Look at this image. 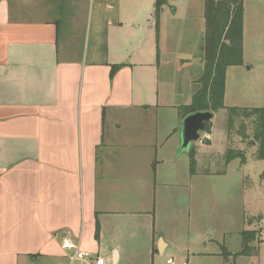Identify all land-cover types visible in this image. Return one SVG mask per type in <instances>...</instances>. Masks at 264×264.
Masks as SVG:
<instances>
[{
	"label": "crops",
	"instance_id": "1",
	"mask_svg": "<svg viewBox=\"0 0 264 264\" xmlns=\"http://www.w3.org/2000/svg\"><path fill=\"white\" fill-rule=\"evenodd\" d=\"M142 3L0 0V264L65 260V241L91 254L109 245L119 264L132 222L153 254L159 238L169 246L156 232L160 167L164 187L195 176L179 128L161 136L159 118L130 114L160 108L159 71L137 64L139 26L123 13Z\"/></svg>",
	"mask_w": 264,
	"mask_h": 264
},
{
	"label": "rangeland",
	"instance_id": "2",
	"mask_svg": "<svg viewBox=\"0 0 264 264\" xmlns=\"http://www.w3.org/2000/svg\"><path fill=\"white\" fill-rule=\"evenodd\" d=\"M243 1V64L227 70L225 109L214 113L212 120L213 147L202 149L206 151L204 158L197 153V174L192 183L174 180L164 187V178L170 170L168 166L160 167L157 199H166V204L165 209L161 206L158 209L156 232L169 246L162 252L159 249L162 238H159L158 252L153 254L146 244V229L128 223V227L121 228V233H134L135 237L124 240L126 251H122L119 264H168V261L171 264H264V181L261 178L264 161L256 159L258 144L251 139L242 142L234 137L231 146L244 151L248 162L242 164L237 159L229 165L225 163L230 146L227 140L229 109L264 108V0ZM156 4L157 0H143V7L137 9L133 18H127L131 14L128 8L123 13L131 21L127 28L134 31L133 26H139L136 40L141 52H138L137 64L149 65L155 76L159 71L160 108L130 114L159 118V133L163 136L175 128L181 133L183 120L174 107L190 103L188 87L195 86L194 80L201 72L205 0H167L158 15ZM197 88L196 85L194 89ZM190 151L179 148V154L184 155L182 159L189 161ZM187 185H191L189 189ZM244 231L255 233V240L250 244L249 253L241 255ZM106 234L112 236L110 232ZM93 252L101 263L113 264L111 246H101L100 251ZM63 261L60 258L43 264Z\"/></svg>",
	"mask_w": 264,
	"mask_h": 264
},
{
	"label": "trees",
	"instance_id": "3",
	"mask_svg": "<svg viewBox=\"0 0 264 264\" xmlns=\"http://www.w3.org/2000/svg\"><path fill=\"white\" fill-rule=\"evenodd\" d=\"M166 3L167 0H157V15ZM244 13L243 0H205L204 69L196 80L198 88L191 104L178 108L182 120L192 113L203 111L216 113L225 109L227 69L243 64ZM211 133L212 123L206 127L205 131L207 135ZM234 137H239L242 142L249 139L255 141L259 146L256 159L264 161V108L229 109L227 140L230 146L225 155V163L229 165L232 161L240 159L242 164H247L246 153L232 147ZM205 142L206 145L210 144L207 139ZM196 156L197 149L194 146L190 151L192 176L197 174ZM261 178L264 181V173ZM242 238L243 251L240 254L245 255L250 251V244L255 240V233L244 231Z\"/></svg>",
	"mask_w": 264,
	"mask_h": 264
},
{
	"label": "water",
	"instance_id": "4",
	"mask_svg": "<svg viewBox=\"0 0 264 264\" xmlns=\"http://www.w3.org/2000/svg\"><path fill=\"white\" fill-rule=\"evenodd\" d=\"M214 113L211 111L196 112L186 116L181 126V148L183 151L192 149L197 144L206 127L212 123ZM162 243V242H161ZM162 251V244L159 246Z\"/></svg>",
	"mask_w": 264,
	"mask_h": 264
},
{
	"label": "built area",
	"instance_id": "5",
	"mask_svg": "<svg viewBox=\"0 0 264 264\" xmlns=\"http://www.w3.org/2000/svg\"><path fill=\"white\" fill-rule=\"evenodd\" d=\"M199 142L200 144H203V140H200ZM63 248L67 253L65 260L60 264H103L95 259L93 254L82 250L79 244L65 241ZM168 264H171V261H168Z\"/></svg>",
	"mask_w": 264,
	"mask_h": 264
}]
</instances>
